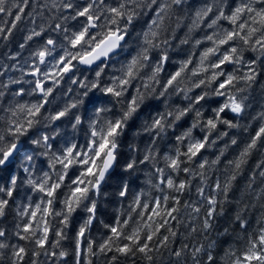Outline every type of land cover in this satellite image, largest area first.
Segmentation results:
<instances>
[{
    "label": "clouds",
    "instance_id": "obj_1",
    "mask_svg": "<svg viewBox=\"0 0 264 264\" xmlns=\"http://www.w3.org/2000/svg\"><path fill=\"white\" fill-rule=\"evenodd\" d=\"M261 129L264 0H0V264H264Z\"/></svg>",
    "mask_w": 264,
    "mask_h": 264
},
{
    "label": "snow or ice",
    "instance_id": "obj_2",
    "mask_svg": "<svg viewBox=\"0 0 264 264\" xmlns=\"http://www.w3.org/2000/svg\"><path fill=\"white\" fill-rule=\"evenodd\" d=\"M85 11H86V9H85ZM83 14H84L83 12L80 13V15H83ZM17 18H18V17H17ZM90 19H91V18H90ZM82 36H83V34L81 33L80 37H78L77 40H79ZM75 42H76V41H74V43H75ZM64 70H65V71L67 70V66L65 67ZM114 130H115V129H113V131H114ZM260 131H261V132H264V129H261ZM259 134H260V133L258 132L257 135H259ZM197 147H198V146H197ZM77 191H79V190H77ZM33 215H35V213H34ZM27 230H28V229H27V226H26V227H25V231H27ZM45 231H47V229H45ZM111 231H112V232H116V228H112ZM82 233H83V229H81V234H82ZM39 243H40L41 245H43V244L45 243V241H40ZM120 251L123 252V251H126V249H125V248H121Z\"/></svg>",
    "mask_w": 264,
    "mask_h": 264
}]
</instances>
